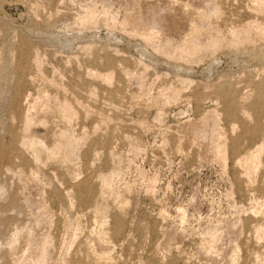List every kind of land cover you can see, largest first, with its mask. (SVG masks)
Returning a JSON list of instances; mask_svg holds the SVG:
<instances>
[{
  "label": "rangeland",
  "instance_id": "rangeland-1",
  "mask_svg": "<svg viewBox=\"0 0 264 264\" xmlns=\"http://www.w3.org/2000/svg\"><path fill=\"white\" fill-rule=\"evenodd\" d=\"M42 245L264 264V0H0V264Z\"/></svg>",
  "mask_w": 264,
  "mask_h": 264
},
{
  "label": "bare ground",
  "instance_id": "bare-ground-1",
  "mask_svg": "<svg viewBox=\"0 0 264 264\" xmlns=\"http://www.w3.org/2000/svg\"><path fill=\"white\" fill-rule=\"evenodd\" d=\"M215 6H214V4H212V5H210V7L208 6L207 8L208 9H211V10H213V8H214ZM215 10V9H214ZM201 24V23H200ZM152 25V24H151ZM156 26V25H155ZM154 26V27H155ZM149 29H152L153 30V26H150L149 27ZM154 32H158V31H156V27H155V29H154ZM168 41H169V39H168ZM215 41V40H214ZM170 42V41H169ZM191 42H193L192 40H191ZM191 42H189L188 44H190ZM195 42H197L196 40H195ZM167 43V42H166ZM172 43V42H171ZM198 43V42H197ZM196 43V44H197ZM200 43V42H199ZM168 44V43H167ZM169 45V44H168ZM194 45V44H193ZM169 46H171V45H169ZM175 46V45H174ZM186 46V45H185ZM179 47V46H178ZM202 48H205V46H201ZM200 47V48H201ZM169 48V47H168ZM190 48V47H189ZM207 49V48H206ZM195 53H196V51H195ZM41 100V99H40ZM66 109L69 111V112H71V111H73L72 110V108L70 107V106H67L66 105ZM65 111V110H64ZM207 112V111H206ZM69 114H71V113H68V116H69ZM214 126V125H213ZM200 126H198V128H199ZM201 128H202V126H201ZM213 128V127H212ZM200 130V129H199ZM203 130V129H202ZM204 131V130H203ZM213 131H214V135H213V137H212V144L214 145V149L213 150H215V153L217 154L216 156H218L219 158H221V160L223 159V156L219 153V150H220V147H221V134H222V132H221V129H219L217 126L216 127H214V129H213ZM205 134V133H204ZM211 134H213V133H211ZM201 135V134H200ZM193 136V135H192ZM192 138V137H191ZM210 138V137H209ZM193 140V139H192ZM213 147V146H212ZM210 153V152H209ZM212 157V156H211ZM32 179V178H31ZM38 200V199H37ZM43 207V206H42ZM41 207V208H42ZM40 210V209H39ZM43 212V211H42ZM45 234V233H44ZM181 234V233H180ZM43 235V234H42ZM49 236V235H48ZM43 238V237H42ZM42 242L41 243H43V239L41 240ZM34 242V241H33ZM40 245V244H39ZM40 248V247H39ZM47 247H46V245H42V248H41V250H40V252L37 254V259H36V262H38V264H45V258L47 257V255H46V253H47V249H46ZM36 252V251H35ZM49 252V251H48ZM209 252V251H208ZM37 253V252H36ZM49 254V253H48ZM209 256V255H208ZM23 257V256H22ZM213 257V256H212ZM215 257V256H214ZM49 259V258H48ZM29 260V259H28ZM38 260V261H37ZM27 261V260H26ZM24 262H25V260H24ZM33 262V261H32ZM28 263V262H27ZM31 263V262H30ZM34 263V262H33ZM32 263V264H33ZM25 264V263H24ZM37 264V263H36Z\"/></svg>",
  "mask_w": 264,
  "mask_h": 264
}]
</instances>
